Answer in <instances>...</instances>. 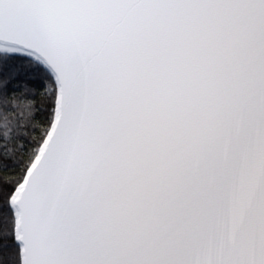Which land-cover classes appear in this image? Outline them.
<instances>
[{"label": "snow or ice", "instance_id": "6c2138e0", "mask_svg": "<svg viewBox=\"0 0 264 264\" xmlns=\"http://www.w3.org/2000/svg\"><path fill=\"white\" fill-rule=\"evenodd\" d=\"M0 264H264V0H0Z\"/></svg>", "mask_w": 264, "mask_h": 264}]
</instances>
